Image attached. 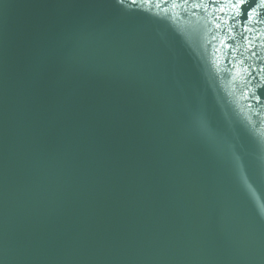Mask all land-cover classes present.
I'll return each mask as SVG.
<instances>
[{"label":"water","instance_id":"water-1","mask_svg":"<svg viewBox=\"0 0 264 264\" xmlns=\"http://www.w3.org/2000/svg\"><path fill=\"white\" fill-rule=\"evenodd\" d=\"M0 264H264V0H0Z\"/></svg>","mask_w":264,"mask_h":264},{"label":"snow or ice","instance_id":"snow-or-ice-1","mask_svg":"<svg viewBox=\"0 0 264 264\" xmlns=\"http://www.w3.org/2000/svg\"><path fill=\"white\" fill-rule=\"evenodd\" d=\"M241 2H243V0H241Z\"/></svg>","mask_w":264,"mask_h":264}]
</instances>
